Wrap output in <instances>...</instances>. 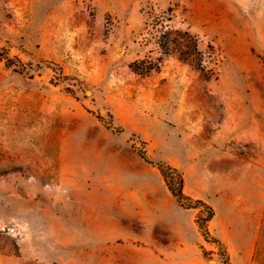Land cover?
<instances>
[{"label":"rangeland","instance_id":"rangeland-1","mask_svg":"<svg viewBox=\"0 0 264 264\" xmlns=\"http://www.w3.org/2000/svg\"><path fill=\"white\" fill-rule=\"evenodd\" d=\"M225 260L264 264V0H0V264Z\"/></svg>","mask_w":264,"mask_h":264},{"label":"trees","instance_id":"trees-1","mask_svg":"<svg viewBox=\"0 0 264 264\" xmlns=\"http://www.w3.org/2000/svg\"><path fill=\"white\" fill-rule=\"evenodd\" d=\"M169 10H171V8ZM185 34L190 36L188 32H186ZM167 36H168V34H167ZM162 49H163V52L165 54L170 53V48H169L168 44L163 45ZM194 51H197L198 54H201V51H199L198 47H197V41H196V43H194ZM191 52H192L191 49L184 51V49L181 48V60L188 62L187 55ZM131 66H133V68H135L136 70L141 71V72H150L153 69L159 68V64H156L154 61H151L148 59H143L141 61H135L133 63V65H131ZM197 67L202 69L201 63H198ZM141 155L146 159L144 152H142ZM160 169H161V172L163 174V177H164L168 187L170 188L172 193L177 197L178 201L182 202V200L184 199V196H185L183 191H182V187H183V183H184L183 176L181 175V173H179V171L177 169L172 168L170 166H164L162 164V165H160ZM174 184L178 185V188H179L178 191L174 188ZM211 218H212V213H210L208 215L207 220H210ZM224 264H231V263L229 261L225 260Z\"/></svg>","mask_w":264,"mask_h":264},{"label":"water","instance_id":"water-1","mask_svg":"<svg viewBox=\"0 0 264 264\" xmlns=\"http://www.w3.org/2000/svg\"><path fill=\"white\" fill-rule=\"evenodd\" d=\"M211 262H214V261H211Z\"/></svg>","mask_w":264,"mask_h":264}]
</instances>
